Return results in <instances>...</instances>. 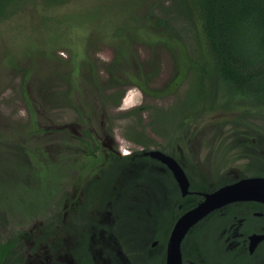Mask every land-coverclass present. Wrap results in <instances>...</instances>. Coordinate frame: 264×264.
Returning a JSON list of instances; mask_svg holds the SVG:
<instances>
[{
	"label": "rangeland",
	"instance_id": "374dc122",
	"mask_svg": "<svg viewBox=\"0 0 264 264\" xmlns=\"http://www.w3.org/2000/svg\"><path fill=\"white\" fill-rule=\"evenodd\" d=\"M145 2L148 4L147 0H71L54 7L32 3L18 14L0 22V129L9 123L16 128L21 127L28 121L31 111H35V119L40 124L66 125L78 130L74 109L63 101L56 100L60 97L56 93L70 87L72 75H76L77 79L81 74L84 79L83 75H86L87 71L90 72L92 66L101 86L107 88V124L112 126L113 136L107 132L111 137L107 134L103 136L105 144L116 145V148L125 151L140 149L141 144L128 140V136L134 135L141 137L150 149L167 145L172 131L165 127L173 125L175 119L170 118L171 122L166 120L163 125H159L152 119L151 108H141L142 118L129 112L140 105L149 104L167 109L173 103L183 102L188 95V87L192 86L194 73L184 71V67L178 69L176 58L166 49V39L156 33V29L147 30L135 20L129 21L131 16L133 18L142 13L144 8L141 9L140 6ZM75 15L74 23L64 21L58 25L60 30H57L56 25L60 18ZM122 22H126L128 26L123 28L120 35L115 34V28ZM64 28L69 32L64 31L63 35L53 42L51 35L54 32L59 34ZM181 44L177 43L179 50ZM121 52H125L126 57L135 64L144 63V72L155 73L147 77L148 81H140L135 72L130 70L128 72L131 73V78L124 79L126 81L115 87L110 85L113 88L111 89L107 85L110 83L108 68ZM69 71L72 72L69 74ZM138 80H146V86L159 91L161 96L145 93ZM85 85L91 89L89 85ZM22 90L27 93L26 100ZM111 91L116 93L114 98ZM118 93L119 99L116 100ZM33 103H37L38 107ZM216 113L189 122L192 137L190 143H187V150L197 163L200 175L210 179V182L215 180L220 183L253 176L251 170L260 171L261 163L257 162L252 154L257 155L259 160H264V119L252 120L257 126V130H254L240 123H230L224 112ZM93 125L96 127L95 123ZM140 125L144 127L142 131H139ZM246 133L250 139H247ZM59 138L58 133H46L37 135L35 142L41 140L43 145L50 149L61 142ZM55 155L56 153L50 154L51 159H54ZM10 156L8 155V159ZM7 166L9 173L18 170L11 161L7 163L1 159L0 172L6 171ZM133 166L134 173H138L139 168ZM154 171L157 174L155 181L137 183L129 190V198L122 202L117 201L115 205L126 204L131 210L135 206L156 200V189L160 186L168 188L171 180L164 181L166 175L161 174L163 186L158 178L159 171ZM35 180L41 181L38 177ZM1 185L3 196L6 191L18 186L11 180ZM35 185L39 190H44L43 182ZM29 194L27 189L21 188L17 196L28 197ZM165 195L166 193L163 194ZM9 205L15 206L16 200L13 199ZM109 221L110 219L106 220V223L100 221L95 228L93 243L100 249L107 247L109 240L113 241L106 236L108 232L104 233ZM132 225V232L127 241L134 249L144 244L147 236L137 231L138 224ZM55 262L68 264L70 260L63 256L56 258ZM29 263L49 264V259L42 251L31 256Z\"/></svg>",
	"mask_w": 264,
	"mask_h": 264
},
{
	"label": "trees",
	"instance_id": "16d2710c",
	"mask_svg": "<svg viewBox=\"0 0 264 264\" xmlns=\"http://www.w3.org/2000/svg\"><path fill=\"white\" fill-rule=\"evenodd\" d=\"M69 1L71 0H0V22L18 14L32 3L54 7L64 5ZM147 2L148 4L145 2L143 6H140L141 9L144 8L142 13L133 18L131 16L128 18L129 21L135 20L147 30L156 29V33L162 35L164 40L166 39L168 44L164 45L176 58L178 69L181 70L184 67V71L193 72L194 75L192 86L188 87V95L183 102L173 103L167 109L149 104L147 106L140 105L131 109L129 113H135L138 118H142L141 108H151L152 119L156 124L163 125L166 120L171 122L169 119L172 118L175 119L176 127L181 131L183 125L191 120L195 121L202 119L201 117H208L212 113L224 112L230 123H240L247 128L257 130V126L252 120L264 119V0H147ZM81 16L83 17V15ZM64 21L74 23L76 15L60 18L56 25L57 30H60L58 25ZM127 26L126 22H122L115 28V34L122 33L123 28ZM68 27L70 26L68 25ZM64 31L65 33L69 32L65 28L59 34L54 32L55 36L51 35L52 41L55 42L60 38ZM178 42L182 43L181 50L178 49ZM124 53L121 52L120 56H117L108 68L110 83L107 85L109 87L110 85L115 87L126 81L124 79L131 78L129 75L131 73L128 72L130 70H133L132 73L135 72L140 81L142 79L148 81V76L155 73L144 72L142 68V66L145 67L144 63L135 64ZM148 63L150 64V61ZM132 64L135 67L131 66ZM93 70L92 66L90 72L86 70V75H83L84 79L81 74L77 79L76 75H72L70 87L56 93L57 96H60L56 100L63 101L75 111L80 110L78 103L83 104L92 96L99 97L101 103L104 104L107 88L101 86L97 79L98 75ZM71 72L69 71V74ZM145 81L140 82L145 93H152L151 96L154 94L161 96L159 91L146 86ZM85 84L89 85L91 89ZM114 92L111 91L113 98L116 94ZM22 94L26 100L28 96L25 90H22ZM117 99H119V93L116 95ZM33 104L38 107L37 103ZM35 115V111H31L26 124L19 128L9 123L0 129V158L7 163L11 161L18 168L17 171L9 173L7 166L6 171L0 172V199L1 197L9 198L12 195L10 191H6L3 196L1 183L13 181L15 176V180L24 181L27 180L28 175L32 176L34 180L38 177L41 181L48 179L58 181L62 166H71L67 163L68 153L65 151L80 149L81 153H85L84 150L91 147L88 143L81 144L71 141L62 126H54L51 123L40 124L35 119ZM173 125L165 127L172 131L168 146L160 145L155 149L162 151L165 149L169 156L181 164L179 156L175 152L177 138L172 135ZM140 126H138L139 131H142L144 127ZM47 132L49 134L58 133L59 139H61L59 144L53 145L50 149H47L41 140L35 142L37 135L41 136ZM246 136L247 139H250L247 133ZM180 137H182V133H180ZM128 139L141 144L146 150H150L141 137L133 135L128 136ZM181 144L184 146L183 157L188 166L185 171L188 172L192 189L211 192L233 181L226 180L221 183L215 180L212 182L200 181L199 184L193 182L191 169L197 172L198 165L185 149V143L181 142ZM171 147L174 149L171 150ZM52 151L56 153L54 159L50 157V154H54ZM8 155H11L10 161ZM81 162L85 161L81 160ZM157 162L155 158L137 151L130 156L119 158L118 162L112 164L110 172L113 173V176L116 174L119 180H125L130 187H134L142 181L156 180L157 174L154 169H156ZM133 165L139 168L138 173H134ZM117 168L121 170L125 168V175L122 176ZM253 174L264 176L263 171L253 172ZM170 179L173 181L172 177H165L164 181ZM173 196L180 204L175 217H172L170 212L162 218L160 215L162 211L160 212L156 200H151L146 205L135 206L128 213L132 220L135 219L133 212L142 213L146 219L147 227L151 230L156 228L153 234H149V238L157 239L164 247L176 220L203 199L196 193L181 197L178 190ZM1 208L2 206H0ZM223 209L224 207L221 208V210ZM221 210L210 212L204 219L189 228L181 242L182 264H221V253L213 250L214 244L212 243V240L218 239V236L209 233L206 224L208 219L218 220L220 217L217 213ZM134 221L136 222L137 219ZM134 221L132 224H135ZM157 227L159 231H157ZM7 244L6 241H0V254L3 252L6 255L5 259L10 260L13 254L8 252V248L5 247ZM161 256L162 258H158V261L162 264L164 263V251ZM149 264L156 263L149 262Z\"/></svg>",
	"mask_w": 264,
	"mask_h": 264
},
{
	"label": "flooded vegetation",
	"instance_id": "af4514ba",
	"mask_svg": "<svg viewBox=\"0 0 264 264\" xmlns=\"http://www.w3.org/2000/svg\"><path fill=\"white\" fill-rule=\"evenodd\" d=\"M96 97L92 96L83 104L78 103L80 110H74L78 119L76 122L79 126L78 130L62 125L71 141L88 143L91 147L84 150L85 153H81L80 149L65 151L68 153L67 163L71 166H62L60 180L36 181L28 175L27 180L17 181L15 176L13 181L18 186L10 191L12 195L9 198L1 197L0 241L8 242L5 247L13 255L10 260H6V255L2 252L0 264H30V257L42 251L49 259V264H65L55 262L56 258L63 256L70 260L68 264H149V262L161 264L158 258H162L164 251L162 264H165L166 243L164 247L157 239L149 238V234H153L156 228L149 229L146 219L140 212H133L134 220L137 221L132 220L128 215L132 210L126 204L115 205L117 201L122 202L129 198L128 192L132 186L110 172L112 164L125 156L120 155L116 145L105 144L103 141V136L106 134L113 136V130L112 126L107 124L109 112L106 100L102 101L104 103L102 104L99 97L98 100ZM176 125L174 121L172 135L177 138L175 152L188 178L189 192L182 195L171 171L164 163L158 161L156 169L157 172L159 171L158 178L161 184L163 185L161 174L173 178V181L170 179L171 185H168L166 192V187L160 186L156 189V202L160 212L162 211L160 214L162 218L170 212L172 217L178 214L180 204L173 196L177 190L181 197L194 193L203 197L202 192H207L192 189L188 172L185 171L188 166L184 161V146L181 142L185 143V149H188L187 143H190L192 128L190 129L188 122L183 125L181 131ZM96 145L99 147H95ZM170 149L173 150L174 147ZM131 151L133 154L140 151L141 154L147 155L148 150L142 146ZM162 152L166 153V150ZM252 156L257 162L260 161L259 169L264 172V160H259L255 154ZM117 169L122 176L125 175V168ZM199 170L194 172L191 169L193 182L198 184L200 181L210 182V179L200 175ZM253 176L261 175L253 174ZM34 182L36 184L43 182L44 190H39ZM21 188L28 190L30 193L28 197L17 196ZM165 193L166 195L163 196ZM13 199L16 200V205L10 206L9 203ZM223 207L224 209L221 210ZM215 210H221L217 213L220 218L216 221L208 219L206 224L208 232L218 236V239L212 240V243L213 250L221 253V264H264V201L243 199L230 202ZM108 219L110 221L104 233L108 232L106 236L113 241L109 240L107 247L100 249L93 243V235L99 225L98 222L106 223ZM132 221L135 225H139L137 231L147 236L144 244L134 249L127 241L132 232ZM157 231H159L158 227Z\"/></svg>",
	"mask_w": 264,
	"mask_h": 264
},
{
	"label": "water",
	"instance_id": "95a60500",
	"mask_svg": "<svg viewBox=\"0 0 264 264\" xmlns=\"http://www.w3.org/2000/svg\"><path fill=\"white\" fill-rule=\"evenodd\" d=\"M146 154L166 164L171 170L182 195L189 192V181L179 162L158 149H150ZM202 195L203 199L185 211L174 223L166 242L165 264H182L181 242L185 234L190 227L210 212L233 201L243 199L264 201V177L240 178L211 192H202Z\"/></svg>",
	"mask_w": 264,
	"mask_h": 264
},
{
	"label": "clouds",
	"instance_id": "9594fccd",
	"mask_svg": "<svg viewBox=\"0 0 264 264\" xmlns=\"http://www.w3.org/2000/svg\"><path fill=\"white\" fill-rule=\"evenodd\" d=\"M116 150L120 153L121 156H125V157L130 156V155L133 154L132 151L121 150L119 147H117Z\"/></svg>",
	"mask_w": 264,
	"mask_h": 264
}]
</instances>
